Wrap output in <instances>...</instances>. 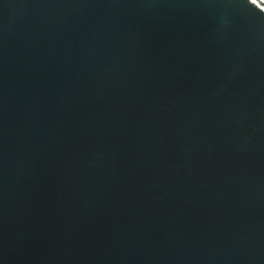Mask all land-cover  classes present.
Returning a JSON list of instances; mask_svg holds the SVG:
<instances>
[{"label": "water", "instance_id": "95a60500", "mask_svg": "<svg viewBox=\"0 0 264 264\" xmlns=\"http://www.w3.org/2000/svg\"><path fill=\"white\" fill-rule=\"evenodd\" d=\"M0 264H264V0H0Z\"/></svg>", "mask_w": 264, "mask_h": 264}]
</instances>
